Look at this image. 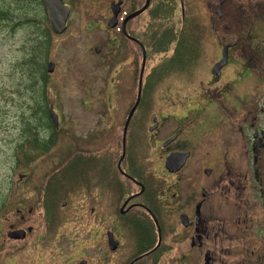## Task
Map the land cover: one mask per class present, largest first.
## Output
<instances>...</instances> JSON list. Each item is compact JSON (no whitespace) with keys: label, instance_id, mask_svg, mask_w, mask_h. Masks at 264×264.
<instances>
[{"label":"flooded vegetation","instance_id":"1","mask_svg":"<svg viewBox=\"0 0 264 264\" xmlns=\"http://www.w3.org/2000/svg\"><path fill=\"white\" fill-rule=\"evenodd\" d=\"M201 1L197 25L194 0H180V22L177 0H62L61 33L43 1L52 34L75 19L105 29L95 50H104L108 72L119 69L95 91L83 84L73 128L52 102L39 126L32 101L25 131L24 123L12 139L14 168L24 167L12 193L29 186L16 191L10 216L1 207L11 197L0 200V264H264V58H254L264 50V0L234 1L227 12V0ZM162 35L173 50L184 42L202 50L205 68L156 73ZM56 149L43 173L32 165Z\"/></svg>","mask_w":264,"mask_h":264},{"label":"rangeland","instance_id":"2","mask_svg":"<svg viewBox=\"0 0 264 264\" xmlns=\"http://www.w3.org/2000/svg\"><path fill=\"white\" fill-rule=\"evenodd\" d=\"M2 1L4 0H0V3ZM5 1L14 3L16 0ZM207 1L212 8L218 6V0ZM234 1H240L243 6H247L248 1L255 2V0H227L224 4V12L230 10L228 7L234 4ZM89 8L92 9L90 5ZM184 9L185 7H183L182 2L177 0L175 19L178 22H180L179 19L182 20ZM192 10V19L198 25L200 21H203L201 16H199L203 10L202 1L194 0ZM90 11L93 13L97 11V8L94 6ZM30 15L35 16L33 12ZM32 28V26L27 25L12 31L4 22L0 24V200L5 197H11V200L1 207V214L7 216L13 213L16 198L18 199L16 191L20 192L22 188L25 189L29 186V184H17L16 191L14 190L15 192L12 193L13 187L18 181V172L24 170L22 166L14 168L12 139L21 135V129L27 120L28 110L35 95L34 90L27 86L28 74L25 68L21 66L24 57L30 55V45L36 36L33 35ZM220 29H223L222 24H220ZM232 31L233 28L229 32H226L227 39L235 38L234 34H230ZM104 35H106L105 29L88 28L82 19H75L71 27L62 34L51 33L52 47L49 60L55 63V67L51 74H49L48 96L52 104L56 105L55 108L61 112L67 127H75L74 124L79 119L77 117L79 110L77 107L80 96L86 95L82 89L83 84L89 83L90 86L87 85V89L95 91L102 86L100 76L105 73H116L119 69L117 68L114 71L108 72L104 50L102 52L101 50L99 52L95 50L96 45L101 44ZM257 40L260 41L261 46L264 48V43L262 42L264 36L259 35ZM172 45H170L169 49ZM170 50L173 55L175 50L173 48ZM201 52L203 51L201 50ZM201 52H195L193 48L188 47L187 56L183 57L180 64L177 65L178 67L183 66L184 69L170 73H196L197 68L201 64L202 68H205L203 67ZM260 55L264 58V50L259 51V54H257L259 59L254 57L255 60L261 62ZM158 56H160L161 61L163 54L160 52ZM154 59H157L155 55L149 60L148 68L150 70L148 73H153V65L156 62ZM258 67L259 70H264V62L262 65H258ZM199 71L203 73L201 69ZM156 73L162 72L159 70ZM83 100L87 102L93 101L89 97ZM86 117L91 118L89 115ZM57 150L50 158H39L32 165L43 173L48 167L58 161L59 154Z\"/></svg>","mask_w":264,"mask_h":264},{"label":"trees","instance_id":"3","mask_svg":"<svg viewBox=\"0 0 264 264\" xmlns=\"http://www.w3.org/2000/svg\"><path fill=\"white\" fill-rule=\"evenodd\" d=\"M247 6H254L256 2L248 1ZM14 4V5H13ZM257 6H264V3H258ZM33 12L34 17L30 15ZM4 22L6 26H9L12 31L18 29L21 26H32L35 37L31 42L30 55L25 56L21 62V66L25 68L26 73L32 77L34 90L33 102L35 104L33 109V117L35 123L39 126H43L48 123L49 110L45 106V103L51 102L48 96V85L50 83L49 75L46 70L47 61L52 47V37L50 28L44 25V11L43 0H16L14 3L6 2L5 0L0 3V24ZM185 29L180 30L184 32ZM161 44V69L162 73H170L176 70L184 69L183 66L178 67L183 57L187 56L188 47L186 42L178 46L175 53L171 54L170 40L162 35ZM181 39L185 38L183 33ZM155 43L154 38L152 39ZM148 60L155 53V46L152 43H148ZM167 56V58H165ZM171 55V56H170ZM28 86V84H27ZM28 121L25 123L24 131L27 127Z\"/></svg>","mask_w":264,"mask_h":264},{"label":"water","instance_id":"4","mask_svg":"<svg viewBox=\"0 0 264 264\" xmlns=\"http://www.w3.org/2000/svg\"><path fill=\"white\" fill-rule=\"evenodd\" d=\"M43 1H44L46 8L48 9L49 16H50V22H51L53 30L57 33L63 32L66 28L68 8L63 4L62 0H43ZM224 1L225 0H221V4ZM145 60H146V56L144 55L143 64H142L141 71H140L141 75L144 73ZM224 62H225V59L223 58L220 62H218L214 66L213 71H216V69H219V67L222 66ZM54 66H55L54 62L50 61L48 63V70L52 71L54 69ZM132 112L133 110L131 111L129 118L132 115ZM50 115L54 123L58 125V115L54 111L53 108L50 109ZM125 130H126V127H125ZM9 236L12 237V234L9 233Z\"/></svg>","mask_w":264,"mask_h":264}]
</instances>
